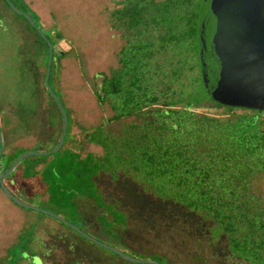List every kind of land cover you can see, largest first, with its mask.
Returning a JSON list of instances; mask_svg holds the SVG:
<instances>
[{
  "label": "trees",
  "instance_id": "trees-1",
  "mask_svg": "<svg viewBox=\"0 0 264 264\" xmlns=\"http://www.w3.org/2000/svg\"><path fill=\"white\" fill-rule=\"evenodd\" d=\"M9 1L41 30L21 0ZM201 7V0H126L114 10L112 20L124 29L126 43L118 53V68L94 78L100 81L93 95L100 107L108 104L112 111L103 124L131 118L138 122L125 126L119 136L105 132L104 125L87 133L86 139L102 148L101 156L82 157L66 148L70 140L66 141V129L56 153L24 158L3 180L9 182L5 186L10 192L21 200L10 188L19 171L23 180L38 179L43 184L47 202L42 204L48 211L79 222L76 200L86 199L103 212L96 222L113 234L127 227V217L104 200L96 181L100 174L113 181L123 175L146 194L209 221L211 240L224 237L233 258L264 264V201L252 186L264 176V112L223 106L212 98L202 64ZM16 16L44 42L24 18ZM44 35L53 46L51 37ZM55 38L62 39L58 32ZM48 54L46 45V68ZM55 60L52 51L49 86ZM43 90L59 111L44 82ZM210 105L219 115L198 112ZM13 154L1 153L0 175L18 159ZM78 228L85 232L84 227ZM35 241L34 225H30L19 233L0 264L27 259Z\"/></svg>",
  "mask_w": 264,
  "mask_h": 264
},
{
  "label": "rangeland",
  "instance_id": "rangeland-1",
  "mask_svg": "<svg viewBox=\"0 0 264 264\" xmlns=\"http://www.w3.org/2000/svg\"><path fill=\"white\" fill-rule=\"evenodd\" d=\"M25 1L42 16L46 27L57 24L63 40L53 35L54 53L58 56L69 51L70 54L58 59L53 78L58 91L50 82L67 114L66 141L70 140L65 147L82 157L88 153L101 156L102 148L90 143L87 133L104 125L105 132L119 136L125 126L138 122L131 118L103 124L112 111L108 104L100 107L93 95L100 81L94 78L99 73L110 74L119 66L118 53L126 41L124 29L112 20V12L126 0H49L50 5L46 0ZM0 18L3 22L6 19L2 14ZM15 27L22 57L15 60L14 74L0 60V149L2 145L4 154L14 153L19 158L25 153L51 150L60 138L62 115L43 90L46 67L41 45L35 34H27L21 25ZM4 44L0 41V51ZM198 112L220 113L211 105ZM40 168L41 165L37 167ZM12 180L10 188L21 195L22 202L50 209L44 205L47 195L38 179L23 180L18 171ZM96 182L104 200L127 217L125 229L108 233L96 222L103 212L91 201L77 198L79 222L67 218L68 222L84 227L96 240L131 258L158 260L159 264H246L231 256L224 237L216 242L211 240L212 224L197 214L146 194L123 175L113 181L108 175L100 174ZM252 186L264 201V176L254 180ZM30 225H34L36 238L33 253L19 264H136L90 244L47 215L18 207L0 190V260L19 233Z\"/></svg>",
  "mask_w": 264,
  "mask_h": 264
},
{
  "label": "water",
  "instance_id": "water-1",
  "mask_svg": "<svg viewBox=\"0 0 264 264\" xmlns=\"http://www.w3.org/2000/svg\"><path fill=\"white\" fill-rule=\"evenodd\" d=\"M3 1L14 14L24 18L34 28L48 46V71L44 85L61 112L63 127L58 144L52 151L25 153L7 172L0 175L1 192L18 207L47 215L64 224L75 234L122 259L136 264H159L153 260L131 258L119 249L96 240L59 215L22 202L3 183L24 158L56 153L64 143L67 124L65 110L48 84L52 45L27 14L15 8L9 0ZM201 1L200 47L212 98L223 106L264 112V0ZM2 150L1 145L0 155Z\"/></svg>",
  "mask_w": 264,
  "mask_h": 264
},
{
  "label": "crops",
  "instance_id": "crops-1",
  "mask_svg": "<svg viewBox=\"0 0 264 264\" xmlns=\"http://www.w3.org/2000/svg\"><path fill=\"white\" fill-rule=\"evenodd\" d=\"M26 6L27 8L34 14V16L37 18L38 22H39V26L41 28V31L43 32V34H48L51 39L54 40L53 35L55 37V33H59L61 35V40H63V35L60 32L58 26L56 23H53L52 27H46L43 18L40 14H38V12H36V10L34 8H32L30 5L27 4V2L25 0H21ZM47 5H50L49 0H46ZM49 11V10H48ZM0 13L2 15H5V21L3 22L2 19L0 18V41L1 43H5L4 46L2 45L1 47V51H0V60H4L5 64L7 63L6 67L11 70V74H14V67H15V60H18L20 57H22L20 55V50L19 49V37L17 34V29L15 27V24L17 25H21L23 27V29L26 30V33L30 35L31 29L27 26V24L21 20L20 18H18L3 2V0H0ZM0 14V15H1ZM33 34H35L34 32H32ZM34 37V36H33ZM36 37V41H38L37 43H39V45H41V47H39L40 51L44 54V65L46 67L45 64V58H46V43L42 42L41 39H39V37L35 34ZM24 42V41H22ZM55 46V40H54V45ZM52 46V51H54ZM64 54V55H63ZM60 54V55H56L54 53V56L56 58L54 66H53V72H52V79H51V84L52 86L55 88V90L58 91V89L54 86L53 83V78L54 75L56 73V70L58 69V59L65 57V56H69V51ZM47 71L48 68H46L45 71V75H47ZM50 72V71H49ZM22 74L24 73L23 71L21 72ZM50 74V73H49ZM44 78V77H43ZM44 82V81H43ZM45 86V85H44ZM53 88V89H54Z\"/></svg>",
  "mask_w": 264,
  "mask_h": 264
},
{
  "label": "flooded vegetation",
  "instance_id": "flooded-vegetation-1",
  "mask_svg": "<svg viewBox=\"0 0 264 264\" xmlns=\"http://www.w3.org/2000/svg\"><path fill=\"white\" fill-rule=\"evenodd\" d=\"M34 258H38V257H34Z\"/></svg>",
  "mask_w": 264,
  "mask_h": 264
}]
</instances>
